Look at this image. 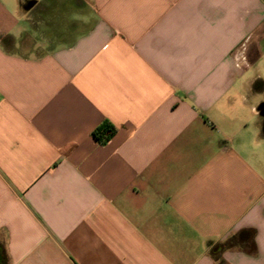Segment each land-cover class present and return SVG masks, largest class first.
Segmentation results:
<instances>
[{
	"label": "crops",
	"instance_id": "0c3cea01",
	"mask_svg": "<svg viewBox=\"0 0 264 264\" xmlns=\"http://www.w3.org/2000/svg\"><path fill=\"white\" fill-rule=\"evenodd\" d=\"M0 264H264V0H0Z\"/></svg>",
	"mask_w": 264,
	"mask_h": 264
},
{
	"label": "trees",
	"instance_id": "16d2710c",
	"mask_svg": "<svg viewBox=\"0 0 264 264\" xmlns=\"http://www.w3.org/2000/svg\"><path fill=\"white\" fill-rule=\"evenodd\" d=\"M104 132H108L109 135H111V134H113L114 130L112 128H110V125L109 124L106 123L104 125V130L102 131V135H103ZM101 136L99 134H96V137H97L98 140L101 139Z\"/></svg>",
	"mask_w": 264,
	"mask_h": 264
}]
</instances>
